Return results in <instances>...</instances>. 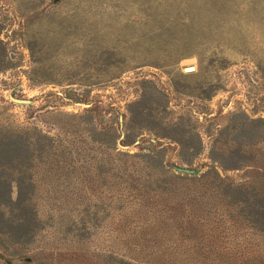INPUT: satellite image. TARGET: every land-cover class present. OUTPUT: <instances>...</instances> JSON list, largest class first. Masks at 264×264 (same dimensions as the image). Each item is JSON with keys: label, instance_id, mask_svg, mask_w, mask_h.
<instances>
[{"label": "rangeland", "instance_id": "obj_1", "mask_svg": "<svg viewBox=\"0 0 264 264\" xmlns=\"http://www.w3.org/2000/svg\"><path fill=\"white\" fill-rule=\"evenodd\" d=\"M0 264H264V0H0Z\"/></svg>", "mask_w": 264, "mask_h": 264}, {"label": "water", "instance_id": "obj_2", "mask_svg": "<svg viewBox=\"0 0 264 264\" xmlns=\"http://www.w3.org/2000/svg\"><path fill=\"white\" fill-rule=\"evenodd\" d=\"M186 71L187 72H191V71H193V69L192 68H188V69H186Z\"/></svg>", "mask_w": 264, "mask_h": 264}]
</instances>
